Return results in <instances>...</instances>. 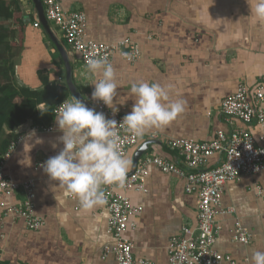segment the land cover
I'll return each mask as SVG.
<instances>
[{"label":"crops","instance_id":"obj_1","mask_svg":"<svg viewBox=\"0 0 264 264\" xmlns=\"http://www.w3.org/2000/svg\"><path fill=\"white\" fill-rule=\"evenodd\" d=\"M2 1V9L13 10L7 19L0 16V26L4 27L0 84L11 85L8 98L20 103V89L52 92L53 88L62 91L66 87L67 97L63 100L74 99L66 85L65 54L73 83L94 108L92 83L100 75L87 72L80 55L68 48L58 27L48 22L50 33L43 28L32 0ZM59 2L65 11L85 13L87 39L114 42L128 37L138 43L140 57L136 62H126L117 53L111 59L118 80L116 107L126 113L131 111L136 98L130 89L137 81L159 83L170 89V100L185 102L183 113L175 121L167 127L151 129L127 149L124 156L131 162L128 173L147 154L183 167L181 157L166 144L171 138L209 140L217 130L228 133L243 128L251 133L256 145L262 144L264 125L236 119L229 124L219 111L220 101L233 93L240 82L254 87L264 75V22L258 23L251 16L254 0ZM36 21L38 25L34 26ZM61 95L52 92L50 98ZM56 115L41 124L27 118L14 130L16 136L10 143L15 146L4 171L18 182L34 179V212L44 224L31 230L22 218L3 213L4 207L20 205L24 198L21 189L10 195L0 193V264H118L112 254L102 258L103 246L113 242L106 231L105 205L89 210L75 208L77 198L43 170L42 165L63 148ZM39 125L51 126L52 130L41 131ZM33 130L35 135L30 136ZM37 139L42 142L37 143ZM139 148L143 151L134 164ZM222 159L223 153L213 154L205 167H214ZM38 163L42 165L37 167ZM145 184L147 192L127 193L132 205L141 206L142 210L132 217L134 227L128 228L124 237L132 243L135 258L151 264H170V238L178 236L182 226L194 228L197 224V195L184 190L183 178L163 173L153 165L148 167ZM256 185L262 194H256ZM221 206L231 210L217 217L221 228L214 247L236 263L248 264L254 251H264V169L226 182ZM236 221L248 230V243L232 239Z\"/></svg>","mask_w":264,"mask_h":264},{"label":"built area","instance_id":"obj_2","mask_svg":"<svg viewBox=\"0 0 264 264\" xmlns=\"http://www.w3.org/2000/svg\"><path fill=\"white\" fill-rule=\"evenodd\" d=\"M40 1L47 21L60 29L66 45L80 55L84 66L89 58L95 57H106L112 63L111 59L115 53L129 63L139 59L140 48L137 42L128 37L114 42L87 39L85 13L65 11L59 0ZM37 25L36 21L34 26ZM99 79L100 77L96 81ZM65 100L53 107L54 114L59 113V106ZM93 105L96 111H102L107 118L115 119L118 124L127 114L119 109L113 115L112 110L102 101L93 100ZM219 111L229 124L236 119L245 124L255 121L264 125V75L254 87L240 82L233 93L220 101ZM37 128L41 131L52 130L51 126L39 125ZM117 128L120 135V151L125 155L127 149L137 143L138 138L124 131L120 125ZM260 139L262 144L258 146L251 133L243 128H235L228 133L217 130L215 136L209 140L171 138L166 144L181 157L183 167L161 156L147 154L127 176L124 188L103 186L107 200L104 205L108 211L106 231L113 242L103 246L102 258L112 254L118 264H151L146 259L133 256L132 243L124 237V233L128 228L134 227L131 219L142 210L141 206L132 205L127 193L129 191L147 192L145 179L149 165H153L163 173L183 178L184 190L197 195V224L194 228L182 226L181 233L170 238L167 245L169 263L238 264L230 255L220 253L214 247L221 228L217 217L231 210L221 206L224 184L237 180L243 173L254 174L264 169V135ZM14 146V142L10 143L0 160V193L10 195L21 189L24 198L20 205L4 207L3 213L20 217L28 229L38 230L44 221L34 212V179L28 178L18 182L4 171V165ZM220 152L223 153V159L214 167H205L207 159ZM41 165L42 163H38L37 167ZM255 189L257 195L262 194L261 187L256 185ZM78 207H81V204L77 199L75 208ZM232 239L241 243H248L250 240L248 230L237 221L232 229ZM243 264L247 262L244 261Z\"/></svg>","mask_w":264,"mask_h":264},{"label":"clouds","instance_id":"obj_3","mask_svg":"<svg viewBox=\"0 0 264 264\" xmlns=\"http://www.w3.org/2000/svg\"><path fill=\"white\" fill-rule=\"evenodd\" d=\"M250 12L258 23L264 22V0H254ZM86 67L89 74L100 75V79L92 83V100L102 101L115 115L119 111L116 107L118 80L113 65L106 57H95L87 60ZM130 91L136 99L119 124L76 97L59 106L55 122L62 132L58 139L63 148L42 167L49 178L76 197L85 210L107 203L103 186L125 187L131 162L120 151L117 126L142 139L151 129L167 127L184 111L185 102L170 100V89L159 83L133 82ZM36 108L41 114L48 112L45 102L38 103ZM29 135L34 136L35 130ZM36 142L42 141L37 139ZM248 264H264V251H254Z\"/></svg>","mask_w":264,"mask_h":264},{"label":"trees","instance_id":"obj_4","mask_svg":"<svg viewBox=\"0 0 264 264\" xmlns=\"http://www.w3.org/2000/svg\"><path fill=\"white\" fill-rule=\"evenodd\" d=\"M4 1L0 0V16L7 19L12 16L13 10L2 9ZM3 26H0V47H1V36ZM12 89L9 84H0V160L4 152L6 151L9 143L16 136L14 130L25 121L27 118H31L33 123L41 124L50 121L53 113V106L61 100L67 97V88H63L62 91L58 89L50 90L54 93H62L59 97L50 98L52 92H46L43 90L31 91L26 89L18 90V94H22V101L15 103L11 101L7 93ZM60 91V92H59ZM41 100H45L51 105H47L48 112L41 114L36 108V105ZM8 130V131H7Z\"/></svg>","mask_w":264,"mask_h":264},{"label":"water","instance_id":"obj_5","mask_svg":"<svg viewBox=\"0 0 264 264\" xmlns=\"http://www.w3.org/2000/svg\"><path fill=\"white\" fill-rule=\"evenodd\" d=\"M32 3L35 7V11L36 14L38 16L39 22L41 23V25L43 26V28L50 33V28H49V23L44 15V11H43V7L41 4L40 0H32ZM65 56V54H64ZM64 61H65V65H66V85L69 89L70 94L72 95L73 98H78L80 99L82 102H84L88 107L92 108L85 100L84 98L81 96L79 90L77 89V87L75 86V84L72 81V75H71V68L69 66V63L66 59V57H64ZM143 148H139L136 153H135V158H134V164H136V160L138 159V157L142 154V150ZM135 167H133L131 169V171L128 173V175L134 170ZM127 175V176H128Z\"/></svg>","mask_w":264,"mask_h":264}]
</instances>
